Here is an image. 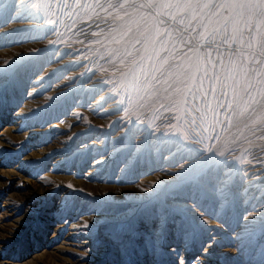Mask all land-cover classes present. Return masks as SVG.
Masks as SVG:
<instances>
[{
	"label": "rangeland",
	"instance_id": "1",
	"mask_svg": "<svg viewBox=\"0 0 264 264\" xmlns=\"http://www.w3.org/2000/svg\"><path fill=\"white\" fill-rule=\"evenodd\" d=\"M34 2L29 0L30 5ZM39 7V12L30 10L59 20L55 33L45 36L44 30L32 33L34 38L21 33L16 42L0 40V264H264V232L255 230L238 239L241 229L235 217L226 215L217 201L209 199L189 211L187 224L176 216L164 225L139 210L150 195L141 189L172 180L171 173L178 170L179 157H172L162 140H156L157 130L188 134L181 122L173 121L170 127L165 121L170 112L181 113L170 106L166 111L161 105L167 106L168 100L157 101L151 84L139 82L143 76L138 74V82H133L127 74L129 60L121 62L122 33L143 25L141 14L147 16L154 6L138 4L134 11L124 4L130 20L105 0ZM29 23L17 20L7 27ZM154 25L158 38L164 25L156 23L155 15L145 28ZM50 40L58 43L46 47ZM172 40L170 36L165 64L174 60L190 67L196 51L189 52L179 42L172 47ZM33 48L44 49L37 56L51 61L42 71L37 56L30 55ZM135 48L146 54L152 45ZM130 51L136 55L135 49ZM14 58L15 63L4 67ZM22 65L36 67L16 73ZM53 68L58 71L41 82L39 77ZM61 93V102L51 106L48 97ZM117 100L124 101L119 110ZM213 123L210 113L201 121L206 129ZM216 130L220 140L205 143L225 154L214 157L221 162L224 178H231L238 189H251L240 197L244 211V199L259 203L252 199L254 182L244 173L250 176L261 169L249 164L255 154L251 145L242 138L239 148L233 143L240 132L221 131L219 124ZM243 135H249L246 129ZM145 138L152 140L151 146ZM237 156L243 163L233 159Z\"/></svg>",
	"mask_w": 264,
	"mask_h": 264
},
{
	"label": "snow or ice",
	"instance_id": "2",
	"mask_svg": "<svg viewBox=\"0 0 264 264\" xmlns=\"http://www.w3.org/2000/svg\"><path fill=\"white\" fill-rule=\"evenodd\" d=\"M5 2L6 0H0V40L9 42H16L14 38L21 33H28V38H34L32 33L44 30H47L44 31L45 36L55 33L59 20L42 18L30 8L39 12V6L45 3L50 7L54 3L68 6V0H35L31 5L29 0H7L5 8ZM75 3L83 4L87 0H75ZM95 3L99 4L100 0H95ZM105 3L110 8L123 10L129 20L130 13L124 9V4H128L134 11L138 4L140 7L154 6L147 16L141 14L143 25L122 33L125 49L121 62L129 60L126 65L127 74L132 77L133 82H138V74L143 76V81L139 82L151 84L157 101L168 100L167 106L161 105L166 111L170 106L181 113L177 115L170 112L165 116L169 126L173 121L181 122L182 127L187 126L188 132L184 135L157 130L159 136L156 140H162L165 150L172 157H179L178 170L171 173L174 177L172 180L154 181L153 187L141 189L150 195L145 197V203L139 210L149 213L164 225L176 216L182 217L187 224L188 212H194L204 201L211 199L220 203L226 215L235 217L236 224L241 229L237 233L238 239H243L245 233L255 230L264 232V183H261L264 180V144L253 143L249 139L251 136L256 141H264V0H105ZM156 9L160 10L159 14H156ZM154 15L156 23L164 25L158 38L155 25L150 29L145 28ZM161 17H167V20ZM17 20L31 23L19 28L7 27L8 23ZM142 28L143 36L138 39ZM192 33H196V36L193 37ZM170 36L173 37L170 42L172 47L179 42L189 52L196 51V59L190 62V67L183 68V62L177 64L174 60L165 64L171 52V48L167 46ZM149 42L152 48L150 52L146 50V54L135 48L136 45L144 47ZM57 43V40H50L46 47H54ZM130 49H135V56ZM41 52L44 49L33 48L30 55L37 56ZM37 59L41 65L40 71L45 63L51 62L47 56H37ZM185 59L188 57L185 56ZM15 62L16 58L6 62L4 67ZM35 67L22 65L15 72L27 73ZM56 71L58 69L53 68L50 72H44L39 80L44 81ZM169 76L172 77L171 81L168 80ZM61 96L62 93L48 97V103L51 106L59 104ZM123 103L124 101L117 100L116 110ZM209 113L214 123L206 129L202 127L201 121ZM217 124L221 126V131L234 129L242 134L233 143L239 148L242 138L251 145L255 154L249 164L261 169L260 172H252L250 176L248 172L244 173L249 183L254 182L253 186L256 187L252 199L259 201L258 204H251V200L244 199V211H240V197H246L251 189H238L231 178L225 179L221 162L214 159L217 156L226 158L225 154L205 143L220 140ZM245 129L249 135H243ZM209 131L212 135H208ZM145 141L149 146L152 145L149 138H145ZM150 150L158 152L160 147H151ZM233 159L243 163L238 156ZM157 186H160V191L155 190ZM68 187L72 188V185ZM203 222L208 223L207 219ZM84 226H88L87 222Z\"/></svg>",
	"mask_w": 264,
	"mask_h": 264
}]
</instances>
